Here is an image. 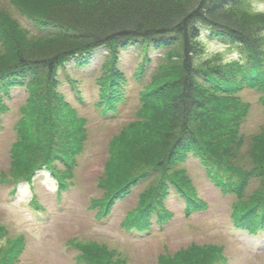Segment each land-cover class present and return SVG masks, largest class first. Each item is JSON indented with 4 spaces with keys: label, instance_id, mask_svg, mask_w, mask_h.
I'll list each match as a JSON object with an SVG mask.
<instances>
[{
    "label": "trees",
    "instance_id": "obj_1",
    "mask_svg": "<svg viewBox=\"0 0 264 264\" xmlns=\"http://www.w3.org/2000/svg\"><path fill=\"white\" fill-rule=\"evenodd\" d=\"M9 1L34 27L52 31L46 35L48 41L29 37L10 12L0 9V112L12 87L27 91L18 135L10 148V175L2 174L3 182L13 184V191L44 168L56 177L59 189L67 185L86 131L84 118L58 88L57 72L65 61L82 65L94 49H107L108 58L96 79V104L108 114L115 113L116 103L126 92V78L117 64L119 50L132 45L142 48L144 59L135 73L140 78L151 61L148 49L162 48V59L139 91L135 117L108 142L104 169L96 183L101 196L93 201L97 215L108 213L130 185L148 176L124 223L127 230L147 229L153 217L157 223L166 221L170 211L164 201L171 187L184 199L186 211L204 207L180 166L191 153L217 186L235 193L233 225L251 233L264 229V126L249 136L245 149L240 132L249 105L238 92L250 88L264 104V15L251 11L249 0H118L114 4L119 7L101 14L78 13L84 10L78 6L67 7L75 11L55 7L65 0ZM101 1L93 3L108 2ZM59 10L74 23L53 16ZM73 38L81 42L62 49L50 42ZM207 40L237 48L238 56L208 53ZM55 159L62 160L65 168H58ZM252 178L259 185L245 196ZM32 203L38 205L35 199ZM5 233L0 226V264H13L24 240L18 236L3 243ZM70 244L86 264L123 263L112 261L105 244L93 240ZM219 251L210 243H192L173 255L165 253L159 264H212Z\"/></svg>",
    "mask_w": 264,
    "mask_h": 264
},
{
    "label": "rangeland",
    "instance_id": "obj_2",
    "mask_svg": "<svg viewBox=\"0 0 264 264\" xmlns=\"http://www.w3.org/2000/svg\"><path fill=\"white\" fill-rule=\"evenodd\" d=\"M93 1L65 0L55 4V7L75 11L67 7L78 6L84 9L76 10L81 14H101L105 9L119 7V4H114L118 0H106L108 2L102 6ZM101 2L104 3V0ZM249 6L255 14L264 15V0H249ZM0 9L10 12L29 37L43 38L52 33L34 27L9 0H0ZM63 13L55 11L53 16L74 23ZM48 40L46 37L44 41ZM50 42H53V48L62 49L76 46L81 41L73 38ZM48 44L45 43V46ZM205 48L208 53L222 51L228 58L238 56L237 48L218 41L207 40ZM162 50L148 49L151 61L145 65L140 78L135 77V73L144 59L142 48L132 45L119 50L117 64L126 78L123 86L126 92L125 97L116 103L115 113L104 114L96 104L99 97L96 79L101 73L102 63L108 58L105 47L91 51L88 62L82 65L70 59L58 69L59 91L77 115L84 118L86 131L75 154L71 173L66 177L67 185L61 189L56 177L46 168L38 170L30 182L21 181L14 191L12 183L2 181L3 176L10 175V148L18 135L17 124L27 91L23 87H12L9 95L4 96L6 108L0 112V226L5 228L6 233L2 242L18 236L24 240L13 264H86L79 259L78 250L71 246L72 240H93L105 244L112 261L121 260L122 264H159L165 253L173 255L192 243H210L221 248L212 264H264V229L251 233L233 225L232 209L238 200L235 193L217 186L191 153L180 166L188 174L204 207L186 211L184 199L171 187L164 201L170 211L166 221L157 223L153 217L147 229L127 230L124 223L139 201L138 193L148 184V176L130 185V191L117 199L108 213L97 215L93 201L101 196V189L96 183L104 169L108 142L123 124L135 117L140 106L139 91L162 59ZM238 95L249 105L240 124L245 149L249 145V136L258 133L264 126V104L260 102L258 93L250 88H243ZM53 163L58 168H65L62 160L55 159ZM258 185V180L252 178L245 187L244 195L250 194ZM34 199L38 205L32 203Z\"/></svg>",
    "mask_w": 264,
    "mask_h": 264
}]
</instances>
